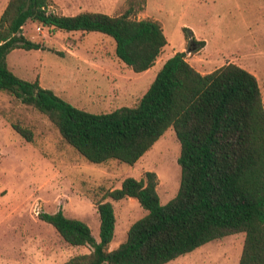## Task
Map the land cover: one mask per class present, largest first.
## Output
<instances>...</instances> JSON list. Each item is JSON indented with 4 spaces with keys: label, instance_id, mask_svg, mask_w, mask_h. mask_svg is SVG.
<instances>
[{
    "label": "trees",
    "instance_id": "trees-1",
    "mask_svg": "<svg viewBox=\"0 0 264 264\" xmlns=\"http://www.w3.org/2000/svg\"><path fill=\"white\" fill-rule=\"evenodd\" d=\"M147 0H127L117 15L83 11L57 13L52 0H9L0 16V89L45 114L63 139L86 160L134 164L174 126L180 141L181 179L177 194L162 203L158 176L126 177L120 188L105 191L95 202L100 241L83 220L63 210L40 212L71 245L91 251L61 264H166L213 240L244 233L239 264H264V101L257 76L229 62L203 73L186 51L169 57L134 106L95 113L80 108L44 87L40 79L19 77L8 63L14 49H44L24 33L28 22L65 31H98L115 42V54L135 72L153 67L167 36L161 23L139 18ZM194 42L201 49L205 41ZM26 139L31 129L13 123ZM131 196L146 214L134 221L125 241L108 245L116 228L111 197Z\"/></svg>",
    "mask_w": 264,
    "mask_h": 264
},
{
    "label": "rangeland",
    "instance_id": "rangeland-1",
    "mask_svg": "<svg viewBox=\"0 0 264 264\" xmlns=\"http://www.w3.org/2000/svg\"><path fill=\"white\" fill-rule=\"evenodd\" d=\"M126 1L58 0L56 12L117 15ZM138 17L158 20L168 40L147 73L118 61L114 40L101 32L65 31L31 21L24 33L45 48L14 49L8 55L9 66L19 77L39 78L44 87L72 104L101 113L136 105L164 62L186 51L187 60L203 73L229 62L245 67L257 76L264 101V0H147ZM190 37L204 40V46L197 50L200 46L192 43L189 48ZM13 123L31 129L32 140ZM180 151L176 130L170 126L132 165L119 160L90 162L63 139L45 114L0 89V264H61L90 252L89 244H68L39 213L61 209L85 221L100 241L95 202L105 191L120 188L126 177L140 179L154 171L161 202L167 203L179 189ZM107 200L113 202L117 218L108 245L113 250L147 211L135 197ZM243 242L244 233L228 235L166 264H238Z\"/></svg>",
    "mask_w": 264,
    "mask_h": 264
},
{
    "label": "crops",
    "instance_id": "crops-1",
    "mask_svg": "<svg viewBox=\"0 0 264 264\" xmlns=\"http://www.w3.org/2000/svg\"><path fill=\"white\" fill-rule=\"evenodd\" d=\"M8 2H9V0H4V1L2 2L1 6H0V16H1V14L3 13L4 9L6 8ZM52 3H53V4H52V6H51V9L53 8V11H58V8L60 9V6H59V3H58V0H52ZM56 7H57V8H56ZM62 14H64V13H62ZM24 30H25V27H24ZM118 61L124 63V62L121 61L120 59H118ZM124 64H125V63H124ZM151 68H152V67H151ZM148 70H149V69H148ZM148 70L143 71V72H141V73H147ZM145 92H146V91H145ZM145 92H144V93H145ZM207 250H208V249H207ZM241 253H242V252H241ZM241 253H240V255H239V260H240ZM238 264H239V262H238Z\"/></svg>",
    "mask_w": 264,
    "mask_h": 264
},
{
    "label": "water",
    "instance_id": "water-1",
    "mask_svg": "<svg viewBox=\"0 0 264 264\" xmlns=\"http://www.w3.org/2000/svg\"><path fill=\"white\" fill-rule=\"evenodd\" d=\"M192 43H195V42L193 40V37H190V45H189L190 47L189 48H191Z\"/></svg>",
    "mask_w": 264,
    "mask_h": 264
},
{
    "label": "built area",
    "instance_id": "built-area-1",
    "mask_svg": "<svg viewBox=\"0 0 264 264\" xmlns=\"http://www.w3.org/2000/svg\"><path fill=\"white\" fill-rule=\"evenodd\" d=\"M39 29H40V27H39Z\"/></svg>",
    "mask_w": 264,
    "mask_h": 264
}]
</instances>
